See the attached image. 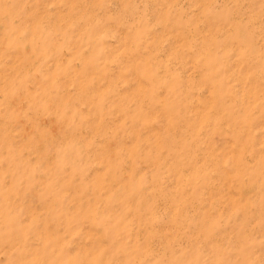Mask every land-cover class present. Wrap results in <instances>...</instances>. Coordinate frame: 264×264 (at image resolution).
Returning <instances> with one entry per match:
<instances>
[{
	"label": "rangeland",
	"instance_id": "obj_1",
	"mask_svg": "<svg viewBox=\"0 0 264 264\" xmlns=\"http://www.w3.org/2000/svg\"><path fill=\"white\" fill-rule=\"evenodd\" d=\"M0 264H264V0H0Z\"/></svg>",
	"mask_w": 264,
	"mask_h": 264
}]
</instances>
